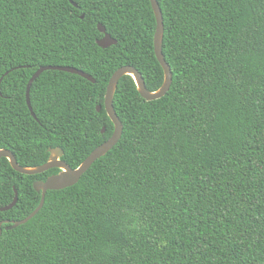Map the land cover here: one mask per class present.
I'll use <instances>...</instances> for the list:
<instances>
[{
    "label": "trees",
    "instance_id": "1",
    "mask_svg": "<svg viewBox=\"0 0 264 264\" xmlns=\"http://www.w3.org/2000/svg\"><path fill=\"white\" fill-rule=\"evenodd\" d=\"M0 0V148L19 165L49 148L76 167L113 132L104 95L131 65L164 78L150 0ZM172 82L146 100L130 75L113 96L123 130L78 182L0 226V264H264V0H157ZM83 14V18L81 15ZM98 24L117 40L100 47ZM48 69L26 85L40 66ZM97 105L101 108L98 111ZM104 127V131L101 132ZM0 157L3 220L39 204L34 180Z\"/></svg>",
    "mask_w": 264,
    "mask_h": 264
},
{
    "label": "water",
    "instance_id": "2",
    "mask_svg": "<svg viewBox=\"0 0 264 264\" xmlns=\"http://www.w3.org/2000/svg\"><path fill=\"white\" fill-rule=\"evenodd\" d=\"M72 4L76 6V4L69 0ZM154 16L156 19V28L154 32L153 37V46H154V53L155 56L161 65L163 69V82L161 86L154 90L150 91L145 86V81L141 75V73L134 68L131 65H124L119 68H117L113 74L111 75L108 84L106 86V91L104 95V108L105 111L113 123V132L109 136L108 139L103 141L101 144L96 146L85 158L84 160L77 165L76 167H70L64 160H62L60 157L63 155V150L60 147L55 148H49V156L46 162L36 165V166H22L19 165L17 162L14 154L5 148H0V157H5L9 161L11 167L22 173L27 175L42 173L44 171H47L51 168H58L59 171L57 173L51 174L47 176L44 180H34L33 181V188L41 193L39 204L36 206V208L28 214L25 218H22L20 220L16 221H10L8 225H6L5 229H12L20 224L25 223L27 220H29L31 217H33L42 207L44 200H45V194L48 190H58L63 189L65 187L71 186L78 182L82 174L87 171V169L91 166V164L104 155L107 151H109L119 140L122 134L123 125L120 119L118 118L114 106H113V96L114 92L117 87V83L119 79L124 75H130L136 85V88L141 95L146 100H154L162 97L165 95V93L168 91L170 84L172 82V71L168 64V62L165 60V57L162 53V39H163V17L161 13V9L159 6V3L157 0H150ZM81 18H83V14L81 15ZM98 29L101 33H103V36L96 40V43L100 47H108L112 44H116L117 40L111 37L109 33L106 32L105 27L101 24H98ZM48 69L53 70H60L65 72H70L74 74H78L91 82H95L94 78L89 75L88 73L79 70L72 66H58V65H47V66H40L35 70V72L31 75L29 78L26 90H25V99L26 104L28 106V109L33 117H35V114L32 110V106L29 99V91L30 87L32 85V82L44 71ZM101 108L100 105H97L96 109L99 111ZM104 131V127L102 128L101 132ZM17 201V191H15V195L13 200L6 206H1L0 211L7 210L11 208ZM7 222V220H5ZM2 222L0 223L1 226ZM1 233V229H0Z\"/></svg>",
    "mask_w": 264,
    "mask_h": 264
},
{
    "label": "flooded vegetation",
    "instance_id": "3",
    "mask_svg": "<svg viewBox=\"0 0 264 264\" xmlns=\"http://www.w3.org/2000/svg\"><path fill=\"white\" fill-rule=\"evenodd\" d=\"M61 158V157H60ZM57 173V172H56ZM51 175V174H50ZM2 223H9V220H7V222H5V220L2 221Z\"/></svg>",
    "mask_w": 264,
    "mask_h": 264
}]
</instances>
